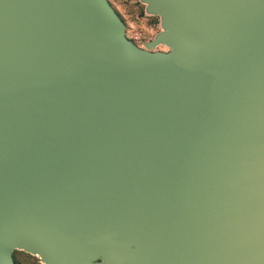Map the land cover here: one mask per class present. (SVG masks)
<instances>
[{
    "label": "water",
    "instance_id": "95a60500",
    "mask_svg": "<svg viewBox=\"0 0 264 264\" xmlns=\"http://www.w3.org/2000/svg\"><path fill=\"white\" fill-rule=\"evenodd\" d=\"M138 1L0 0V264H264V0Z\"/></svg>",
    "mask_w": 264,
    "mask_h": 264
},
{
    "label": "rangeland",
    "instance_id": "374dc122",
    "mask_svg": "<svg viewBox=\"0 0 264 264\" xmlns=\"http://www.w3.org/2000/svg\"><path fill=\"white\" fill-rule=\"evenodd\" d=\"M108 1L127 25V35L138 45L150 40L160 30L159 18L146 15L143 11L144 5L138 0ZM157 49L165 50L166 48L160 46ZM15 257L21 264H43L37 256L21 250L15 251Z\"/></svg>",
    "mask_w": 264,
    "mask_h": 264
},
{
    "label": "flooded vegetation",
    "instance_id": "af4514ba",
    "mask_svg": "<svg viewBox=\"0 0 264 264\" xmlns=\"http://www.w3.org/2000/svg\"><path fill=\"white\" fill-rule=\"evenodd\" d=\"M143 6V5H142ZM143 11H144V7H143ZM143 15V14H142ZM122 19V18H121ZM123 20V19H122ZM124 22V21H123ZM125 23V22H124ZM125 26H126V34H127V25L125 24ZM133 41V40H132ZM134 43H135V41H133ZM146 42V41H145ZM145 42H143L142 43V45H138L137 43H135V44H137L138 46H141V47H143V45H144V43ZM16 251V250H15ZM15 251L13 252V258H14V261L17 263V264H21L17 259H16V257H15Z\"/></svg>",
    "mask_w": 264,
    "mask_h": 264
},
{
    "label": "built area",
    "instance_id": "2783aa9c",
    "mask_svg": "<svg viewBox=\"0 0 264 264\" xmlns=\"http://www.w3.org/2000/svg\"><path fill=\"white\" fill-rule=\"evenodd\" d=\"M126 35H127V34H126ZM127 37L130 38L128 35H127ZM130 39H131V38H130ZM131 40H133V39H131ZM133 41H134V40H133ZM144 42H145V41H144Z\"/></svg>",
    "mask_w": 264,
    "mask_h": 264
}]
</instances>
